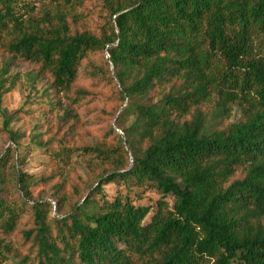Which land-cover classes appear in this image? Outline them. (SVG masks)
<instances>
[{
  "label": "trees",
  "instance_id": "obj_1",
  "mask_svg": "<svg viewBox=\"0 0 264 264\" xmlns=\"http://www.w3.org/2000/svg\"><path fill=\"white\" fill-rule=\"evenodd\" d=\"M80 1L23 19L0 0V51L114 119L64 108L35 138L43 171L99 160L46 195L0 158V264H264V0H100L95 29L64 10ZM143 187L161 198L137 204Z\"/></svg>",
  "mask_w": 264,
  "mask_h": 264
},
{
  "label": "rangeland",
  "instance_id": "obj_2",
  "mask_svg": "<svg viewBox=\"0 0 264 264\" xmlns=\"http://www.w3.org/2000/svg\"><path fill=\"white\" fill-rule=\"evenodd\" d=\"M49 2L50 0H22L19 14H22V18L25 19L29 14H36L47 7ZM81 3L82 1L74 5L64 4L63 7L69 15L78 14V23L88 25L89 28H97L100 23L98 15L100 0H84ZM56 4L57 2L54 1L53 5ZM2 75L8 76V79L6 78L4 82L3 88L5 91L1 95L0 101V158H3L5 153L8 152L7 162L3 167L4 174L6 176L12 174L18 151L23 156L22 160H24V164H20V168L29 175L36 174L35 178L29 183L33 195L48 194L49 186L61 177L67 183L77 182L76 176L78 174H81L83 178H89L92 171L99 166V160L95 157L76 151L72 154L70 163L67 166L43 171L48 158L34 140L45 133L47 126L56 121L64 108H77V117L80 122H86L88 125L90 123L95 125L98 122L113 124L114 119L105 122V119L97 114L98 109L96 108H99V104L97 105L95 102L87 108L78 105L80 103H71L63 93L56 92L50 86L47 77L37 75L34 66L12 59L0 51V76ZM12 80L13 83H11ZM102 94L104 96L108 95L106 92ZM10 115H13V117L9 118L12 121L9 123L8 128L17 132L18 147L10 140L8 133L3 129V122ZM96 138L97 135L94 134L89 137V141L94 142ZM160 198L161 195L156 189L143 187L140 197L135 202L152 206ZM164 202L170 207L173 196L168 195L164 198ZM147 216L149 217V215Z\"/></svg>",
  "mask_w": 264,
  "mask_h": 264
},
{
  "label": "water",
  "instance_id": "obj_3",
  "mask_svg": "<svg viewBox=\"0 0 264 264\" xmlns=\"http://www.w3.org/2000/svg\"><path fill=\"white\" fill-rule=\"evenodd\" d=\"M120 131V130H119Z\"/></svg>",
  "mask_w": 264,
  "mask_h": 264
}]
</instances>
